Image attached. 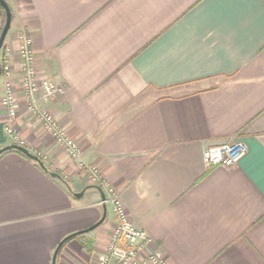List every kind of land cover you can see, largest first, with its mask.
Instances as JSON below:
<instances>
[{"label":"crops","instance_id":"crops-1","mask_svg":"<svg viewBox=\"0 0 264 264\" xmlns=\"http://www.w3.org/2000/svg\"><path fill=\"white\" fill-rule=\"evenodd\" d=\"M48 103L168 264H264V0H4ZM4 16H0V32ZM17 86L19 63L11 59ZM0 78V102L4 95ZM20 95L19 90L17 91ZM0 103V148L6 135ZM11 126L44 163L0 154V264H97L117 218L24 103ZM240 135L234 166L205 148ZM54 174V175H53ZM76 193H82L76 195ZM113 264V263H111Z\"/></svg>","mask_w":264,"mask_h":264},{"label":"built area","instance_id":"built-area-1","mask_svg":"<svg viewBox=\"0 0 264 264\" xmlns=\"http://www.w3.org/2000/svg\"><path fill=\"white\" fill-rule=\"evenodd\" d=\"M30 36L22 31L18 34V47L14 51L3 44L0 50V78L3 82L4 95L1 104L7 113L5 122L6 135L15 144L22 145L19 137L11 126V122L17 115L19 102L24 103L28 115L36 118L42 124V128L52 138L51 140L62 149L76 165L88 175L91 184H94L104 193L103 203H109L117 218V224L113 227L110 239L97 264H168L163 253L150 248L149 235L135 225L128 218L121 202L120 194L113 189L97 165H86L81 159V150L78 144L68 135L58 123L53 110L39 103H48L55 96L64 93L63 85L48 78L36 76L34 53L31 47ZM16 58L19 63L18 84L14 83V75L11 59ZM20 95L18 96L17 91ZM248 150L245 141L240 135H232L223 143L208 146L204 149L202 157L206 166L222 165L232 167L238 163Z\"/></svg>","mask_w":264,"mask_h":264},{"label":"water","instance_id":"water-1","mask_svg":"<svg viewBox=\"0 0 264 264\" xmlns=\"http://www.w3.org/2000/svg\"><path fill=\"white\" fill-rule=\"evenodd\" d=\"M0 5L3 7L4 9V25H2V30L0 32V50H1V47L4 43V38L10 28V24H11V10H10V7L9 5L7 4L6 1L4 0H0ZM0 74H1V66H0ZM9 150H16V151H19L21 152L22 154H24L26 157L32 159L33 161H35L39 167H42L45 169V166L44 163L42 162V160L36 155V154H32L26 147H24L23 145H19V144H15V143H12V144H8V145H5L3 147L0 148V154L6 152V151H9ZM54 175V174H53ZM82 193H76V195H81ZM101 198L102 200L104 199V193L102 192L101 190ZM106 214V206L103 204V214H102V217L100 218L99 221H97L96 223H94L93 225H91L90 227L88 228H85L83 230H80V231H77L75 233H72V234H69L67 235L64 239H62L60 242H58V245L57 247L55 248L54 250V253L52 255V264H55V260H56V255L58 253V251L60 250L61 246L64 244L63 242H65L66 240H68L69 238L77 235V234H80V233H84V232H87L91 229H93L94 227H97L99 224H101L105 218V215Z\"/></svg>","mask_w":264,"mask_h":264},{"label":"trees","instance_id":"trees-1","mask_svg":"<svg viewBox=\"0 0 264 264\" xmlns=\"http://www.w3.org/2000/svg\"><path fill=\"white\" fill-rule=\"evenodd\" d=\"M0 16L2 17V16H4V9H3V7L0 5ZM13 151H15V152H17L18 154H20V155H22V156H24V157H26L24 154H22L21 152H19V151H16V150H13ZM26 158H28V157H26ZM29 159V158H28ZM31 160V159H30ZM35 162V161H34ZM36 163V162H35Z\"/></svg>","mask_w":264,"mask_h":264}]
</instances>
